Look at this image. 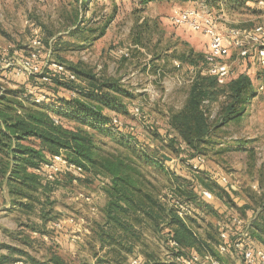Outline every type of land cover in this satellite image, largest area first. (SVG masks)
Listing matches in <instances>:
<instances>
[{
  "label": "rangeland",
  "instance_id": "1",
  "mask_svg": "<svg viewBox=\"0 0 264 264\" xmlns=\"http://www.w3.org/2000/svg\"><path fill=\"white\" fill-rule=\"evenodd\" d=\"M193 2L197 3L159 0L141 4L138 0H88L83 6L81 0H0V46L3 49L0 58H7L15 52L17 57H21L39 51L41 55L46 54L51 63L57 62L52 59L55 58L63 60L69 67L97 74L100 78L119 79L136 97L124 99L127 113L107 112L124 125L132 126L133 132L126 134L137 138L140 145L131 147L124 144L122 138L96 135L97 146L103 153L121 154L136 161L146 180L164 196L176 183L183 188L177 187L181 192L185 189L192 191V186L200 190V183L205 187L200 179L202 175L193 172L190 160L183 161L185 154L179 153V149H185L186 145L181 144L179 148L177 141H171L176 138V132L171 129L168 116L171 108H180L184 104L194 77V67L177 55L190 47L204 54L209 50L205 35L174 25L170 20L175 9L202 10L205 6L202 2ZM258 2L250 3L257 11L220 16L221 29L264 25V10ZM76 23L83 31L69 34L70 28L78 26ZM107 23L105 34L92 40L88 29H97L95 35H98ZM144 24L153 27L143 30ZM138 31L143 32V44L134 41ZM85 35L89 38L84 39ZM58 38H61L60 46L65 50L52 56V44ZM36 39L41 40V45L33 44ZM79 45L83 48L75 49ZM151 52L168 55L169 60L153 59ZM176 62L180 63L179 67ZM228 63L230 77L221 85L225 86L243 71L252 77L257 93L252 96L248 111L241 119L224 125L220 124V112L226 100V87L220 88L218 99L210 104L208 113L212 122L219 125L214 137L219 144L202 154L205 161L201 167L212 182H223L220 178L225 177L235 186L233 202L236 205L227 197L221 198L211 191L216 200L214 212L206 223L200 219L203 222V227L199 228L201 233H205L209 222L215 224L227 212L251 220L264 207V89H261L264 87V68L258 61L242 59L236 51H232ZM158 64L165 70V75L153 72L152 67ZM198 68L208 73L205 63H200ZM0 71H5L0 78L4 87L28 88L34 83L51 86L41 77L16 76L3 67ZM29 90L32 92L33 89ZM62 92L63 96H72L67 90ZM135 106L142 109L141 117L133 115ZM141 145L143 150L138 149ZM225 147L228 149L222 150ZM151 160L161 161L165 167L155 165ZM40 172L44 182L50 183L49 199L46 200V196L42 199L45 206L38 205L33 212H22L17 208L4 211L2 206L6 202L0 196V261L7 260L0 264H32L30 257L43 262L54 255L61 256L66 264H98L92 227L100 219L103 201L98 195L102 182H107L106 178L68 168L53 177ZM197 172L203 173L199 169ZM180 194L186 197V194ZM86 196L92 197L93 201H86ZM191 202L199 218L198 214L202 212L196 199ZM77 216L86 217V232H76L78 223L75 226L66 223L68 218L76 219ZM74 234L78 237L74 238ZM7 246L18 251L10 252ZM152 247L156 250L158 262L167 261L173 252L157 239H154ZM228 261L234 264V261Z\"/></svg>",
  "mask_w": 264,
  "mask_h": 264
},
{
  "label": "trees",
  "instance_id": "2",
  "mask_svg": "<svg viewBox=\"0 0 264 264\" xmlns=\"http://www.w3.org/2000/svg\"><path fill=\"white\" fill-rule=\"evenodd\" d=\"M138 1L147 4L159 0ZM166 1L202 2L210 15L219 18L244 11H257L250 6V3L259 0ZM86 2L88 0H81L83 6ZM107 26L108 23L102 26L98 35H95L97 29L89 28L88 35L95 40L105 34ZM152 27L144 24L143 30ZM218 27L223 28V23L218 21ZM81 31H83L82 27L78 25L74 29L70 28L69 34L76 35ZM88 35H85L84 39H88ZM142 35L143 32L138 31L134 39L135 43L143 42ZM60 40L61 38H58L53 41L52 56L60 55L59 52L64 49L60 46ZM82 48L83 46L79 45L75 49ZM152 55L153 59L164 62L169 60L168 55L164 56L156 52ZM177 56L194 67V77L184 104L180 108H171L168 112L169 125L176 132V138L171 141H177L179 148L181 144H185L186 148H180L179 153L185 154L183 161L194 162L198 156L219 144L214 140L219 125L212 122L208 109L210 104L218 99L220 88L226 87V100L220 112V124L223 125L238 121L244 116L257 90L252 77L243 71L222 86L216 76L203 73V70L198 68L200 63H205L207 66L206 54L196 52L193 47ZM241 58L258 61L255 55ZM52 59L58 63H66L63 60ZM39 63L43 68L40 76L36 74L27 78L48 77L49 80H45V83L51 85L49 88L40 83L30 84L28 88L25 86L9 88L0 83V188H6L12 198V204L22 212H33L38 205L45 206L42 199L45 196L46 200L49 199L50 183L44 182L43 174L38 170L43 168L50 157L62 154L69 161L81 166L84 173L101 176L107 180L102 182L101 189L105 194L106 203L100 210V219L92 227L93 238L97 245L95 254L97 258L99 257L98 264L109 262L130 264V258L133 256L141 257L146 264H159L156 250L152 247L154 239L162 241L174 253L180 255L210 252L222 259V255L216 249V244L220 241L217 221L215 224L209 222L204 230L205 233L199 231V228L203 227L202 223H206L214 212V205L212 201L202 196L196 186H192V191L185 189L181 192L178 191L181 187L176 183L173 189H170L171 193L186 202L192 203L191 201L196 199L197 207L202 212L198 214L199 218L196 214L182 218L162 198L165 196L156 186L146 180L136 161L121 154L103 153L97 146L96 135L122 138L121 141L131 147L140 145L139 140L126 134L130 131L118 127L113 121V116L107 112L110 110L122 115L127 113V103L124 99L135 98L136 95L117 78H100L97 74L86 73L65 64L77 77L75 80H70L65 73L52 67L46 54L41 55ZM161 67L159 64L154 65L153 72L161 76L165 75V70ZM4 74L5 71H0V78ZM229 77L230 74L227 79ZM30 88L37 93H43L46 96L45 101L37 102L36 94L30 92ZM63 90H67L72 96H63ZM140 147L138 149L143 150L144 146ZM227 149L225 147L222 150ZM155 161L151 160L155 165L165 167L163 162ZM191 168L193 172L202 175L200 179L204 188L214 191L221 198L227 197L233 205H236L233 202L234 189L218 180L217 183L212 182L201 166L198 169L203 172L202 174L192 166ZM180 193L186 194V197L181 196ZM263 210L264 207L250 220V227L251 235L264 246ZM233 216L227 212L222 218L230 221ZM41 218L43 219L44 216ZM171 241H176L179 246H172ZM7 248L10 252L18 251L11 246ZM29 259L32 264H66L59 255H54L53 258L43 262H39L34 257Z\"/></svg>",
  "mask_w": 264,
  "mask_h": 264
},
{
  "label": "built area",
  "instance_id": "3",
  "mask_svg": "<svg viewBox=\"0 0 264 264\" xmlns=\"http://www.w3.org/2000/svg\"><path fill=\"white\" fill-rule=\"evenodd\" d=\"M259 5L264 9V0H259ZM218 17L210 15L206 6L200 9H175L170 16V20L174 25L184 26L190 28L195 32L202 33L208 39L209 50L206 53L207 72L216 76L218 82L223 84L229 74L231 73V67L228 63V59L232 54V51H236L240 57H246L249 55H255L260 65L264 68V25H257L254 28H227L224 31L218 27ZM34 45H41V40L36 39L33 41ZM3 51L0 46V53ZM41 54L39 51L33 52L29 56L17 57L16 52L8 56H1L0 68L8 69L12 74L16 76H30L41 74L43 68L39 63ZM47 63V62H46ZM177 66L180 63L176 62ZM52 67L66 74L70 80L77 79L76 75L70 71L65 64L53 62ZM44 80H49L48 77H44ZM263 90L264 87H261ZM36 95L37 102H43L46 96L43 93H37L36 90H32ZM143 114L142 109L139 106H135L133 115L141 117ZM114 123L121 129L133 132L132 126H126L116 117L113 116ZM204 157L198 156L196 160L190 161L193 168L197 170L204 163ZM73 169L77 172L83 171L81 166L69 161L62 154H55L43 165V168L38 171L48 173L49 177L59 173L62 169ZM222 183L229 185L232 189H236L233 184L227 181L225 177L220 178ZM77 181V179H75ZM200 193L204 198L209 201L214 200L213 194L207 188L199 185ZM171 208L182 218H187L195 215L196 208L192 203L186 202L179 197H176L173 193L169 192L165 197H162ZM86 201H93L90 196L85 197ZM94 210V208H93ZM68 225H74L78 223L79 227L76 228V232H86L87 220L85 216L70 217L66 220ZM250 220L233 216L230 221L222 218L218 220L217 227L219 230V243L216 245L217 251L221 255L231 254L233 255L239 264H264V247L258 243V240L251 235ZM233 235L235 238L233 239ZM74 238L78 235L74 234ZM172 246L178 247L179 244L176 241H171ZM167 261L160 262L159 264H225L221 259L214 256L210 252L204 254L190 253L189 255H180L177 253L169 254ZM21 262H18L20 264ZM107 264H116L109 262ZM130 264H146L145 261L138 256L130 258Z\"/></svg>",
  "mask_w": 264,
  "mask_h": 264
},
{
  "label": "crops",
  "instance_id": "4",
  "mask_svg": "<svg viewBox=\"0 0 264 264\" xmlns=\"http://www.w3.org/2000/svg\"><path fill=\"white\" fill-rule=\"evenodd\" d=\"M192 3H197V2H193L192 1ZM0 196L2 197V200L4 202H6V205L2 206L3 207L2 210L5 211L6 209H9V208H16V205H14V204L12 205V203H11L12 198L8 195L6 188H2V189L0 188ZM98 197H100L102 199V201H103L102 206H104L105 203H106V198H105L104 192L101 189L99 190ZM215 202H216V200H212V203H215ZM260 245H262V244H260ZM229 259L231 261H234V264H239L238 261H237V259L233 255H231V254H227V255L222 256V259L221 260L225 264H230L229 261H228Z\"/></svg>",
  "mask_w": 264,
  "mask_h": 264
}]
</instances>
